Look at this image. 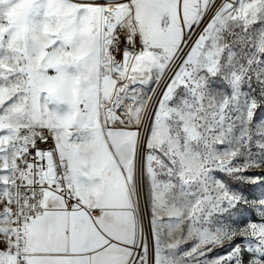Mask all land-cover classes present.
<instances>
[{
	"label": "snow or ice",
	"instance_id": "1",
	"mask_svg": "<svg viewBox=\"0 0 264 264\" xmlns=\"http://www.w3.org/2000/svg\"><path fill=\"white\" fill-rule=\"evenodd\" d=\"M264 0H0V264H264Z\"/></svg>",
	"mask_w": 264,
	"mask_h": 264
},
{
	"label": "rangeland",
	"instance_id": "2",
	"mask_svg": "<svg viewBox=\"0 0 264 264\" xmlns=\"http://www.w3.org/2000/svg\"><path fill=\"white\" fill-rule=\"evenodd\" d=\"M260 198H264V193H262L259 189H255L250 192L249 199L258 200Z\"/></svg>",
	"mask_w": 264,
	"mask_h": 264
}]
</instances>
